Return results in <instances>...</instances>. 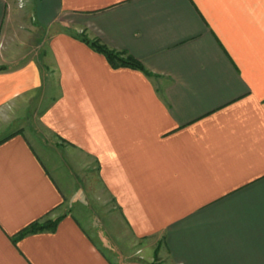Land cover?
Masks as SVG:
<instances>
[{"label":"crops","instance_id":"obj_1","mask_svg":"<svg viewBox=\"0 0 264 264\" xmlns=\"http://www.w3.org/2000/svg\"><path fill=\"white\" fill-rule=\"evenodd\" d=\"M26 2L0 118L40 132L0 142V264H264V0Z\"/></svg>","mask_w":264,"mask_h":264},{"label":"trees","instance_id":"obj_2","mask_svg":"<svg viewBox=\"0 0 264 264\" xmlns=\"http://www.w3.org/2000/svg\"><path fill=\"white\" fill-rule=\"evenodd\" d=\"M81 40H83V42L88 44L94 50L102 53L113 67L128 66L134 69L145 71L143 65L139 61L130 56H123L120 52L108 48L98 40H89L86 37H82ZM0 69H3V67H0ZM5 139L1 140L0 142L4 141ZM57 221L58 219L45 220L43 222H33L29 224L23 231H21L17 235V238L19 239L28 233H34L41 230H53L56 227Z\"/></svg>","mask_w":264,"mask_h":264},{"label":"rangeland","instance_id":"obj_3","mask_svg":"<svg viewBox=\"0 0 264 264\" xmlns=\"http://www.w3.org/2000/svg\"><path fill=\"white\" fill-rule=\"evenodd\" d=\"M26 1L28 0H17L18 6L24 8H27L26 5L28 4ZM33 2V0H30ZM29 8H31V5L28 4ZM36 43V41H34ZM37 106L33 104H29L27 106H24L20 109L15 110L12 113H9V115H5L4 117L0 118V141L19 132L21 129V126L31 127L33 132L39 133L38 127H35V123L37 122L36 116H37Z\"/></svg>","mask_w":264,"mask_h":264}]
</instances>
